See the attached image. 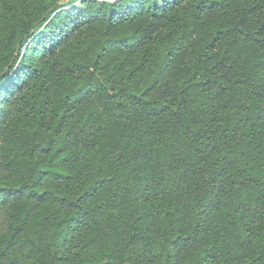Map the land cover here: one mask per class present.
I'll use <instances>...</instances> for the list:
<instances>
[{
	"label": "trees",
	"instance_id": "16d2710c",
	"mask_svg": "<svg viewBox=\"0 0 264 264\" xmlns=\"http://www.w3.org/2000/svg\"><path fill=\"white\" fill-rule=\"evenodd\" d=\"M0 164V264H264V0H0Z\"/></svg>",
	"mask_w": 264,
	"mask_h": 264
},
{
	"label": "rangeland",
	"instance_id": "374dc122",
	"mask_svg": "<svg viewBox=\"0 0 264 264\" xmlns=\"http://www.w3.org/2000/svg\"><path fill=\"white\" fill-rule=\"evenodd\" d=\"M93 32L90 34V36L88 37V43H92L93 41ZM10 173H9V170L6 168V166L4 164H0V179H3V180H7V179H10ZM17 252L20 254V258H21V261L22 263L24 264H32V262L30 260H28L26 257H24L22 255V246H17ZM3 264H7V260L5 259Z\"/></svg>",
	"mask_w": 264,
	"mask_h": 264
}]
</instances>
